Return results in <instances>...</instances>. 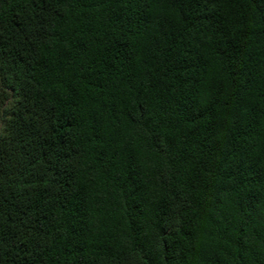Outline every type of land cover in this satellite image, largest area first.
Segmentation results:
<instances>
[{"label": "trees", "instance_id": "obj_1", "mask_svg": "<svg viewBox=\"0 0 264 264\" xmlns=\"http://www.w3.org/2000/svg\"><path fill=\"white\" fill-rule=\"evenodd\" d=\"M0 264H264V0H0Z\"/></svg>", "mask_w": 264, "mask_h": 264}]
</instances>
